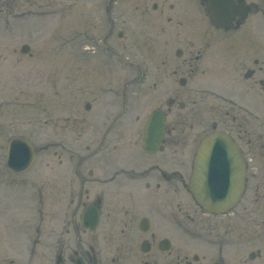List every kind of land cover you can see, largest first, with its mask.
I'll use <instances>...</instances> for the list:
<instances>
[{"label": "flooded vegetation", "instance_id": "1", "mask_svg": "<svg viewBox=\"0 0 264 264\" xmlns=\"http://www.w3.org/2000/svg\"><path fill=\"white\" fill-rule=\"evenodd\" d=\"M213 1L203 0L205 4ZM215 1L220 4L224 26L209 25L205 45L196 53L192 50L180 60L183 48L170 51L183 37L180 30L175 29V40L167 39L166 34V39H160L161 55L171 58L160 61L170 69L168 74L186 69L187 76L176 78L179 87L164 88L158 79L151 83L150 70L141 66L142 89L152 85L159 92V83L160 94L164 90L169 94L163 109L165 124L155 123L150 142L145 139L151 112L144 113L142 125L131 123L129 80L119 88L108 83L106 89L113 98L105 100L109 107L102 112L93 105L91 110L86 102L83 110L74 104L69 110L74 117L66 114L59 124L48 114L46 179L43 189H34L33 194H45L47 222L60 224V229H50L44 241L28 236L18 239L26 251L20 254L22 264H34L37 254L43 255L45 264H264V0ZM115 2L103 0L98 6L107 14V19L102 18L104 26L107 24L102 39L98 30H77L82 42L102 41L86 46L91 53L115 56ZM2 20L0 17V24ZM171 20L170 16L167 21ZM118 36L123 34L118 32ZM213 38L219 39L218 45L212 44ZM79 47L83 50L85 45ZM227 77L232 81L222 79ZM2 97L0 142L5 130L20 126L19 111L4 109ZM54 132L59 134L58 140L52 138ZM215 132L229 135L232 142L226 140V145L234 144L245 165V189L224 213L205 210L189 190L199 142ZM225 154L215 148L209 160L220 165L227 162ZM7 170L0 143V211L3 188L10 187L9 183L11 192L15 191L12 196L19 197ZM26 207L29 209L28 204ZM88 208L99 216L94 229L82 221ZM28 225L26 220L24 227L28 229ZM93 232L92 237L84 235ZM11 245L16 250L19 244ZM9 248L1 247L0 264H16L17 254L8 256L15 253L5 251Z\"/></svg>", "mask_w": 264, "mask_h": 264}, {"label": "rangeland", "instance_id": "2", "mask_svg": "<svg viewBox=\"0 0 264 264\" xmlns=\"http://www.w3.org/2000/svg\"><path fill=\"white\" fill-rule=\"evenodd\" d=\"M196 1L201 2V0ZM102 2L103 0H0V17L3 19L0 32L3 30L1 34L4 35L5 28L14 31L12 35L9 33V38L6 35V38L3 35L1 37L0 97L2 93L8 94L9 96L3 95L4 98L2 97L4 108L6 109L10 104H20L17 109L20 122L29 118L33 123L31 131L27 129L28 124L20 125L19 131L6 132L5 130L2 142H0L2 153L4 157L8 137L21 134L29 136L36 146L37 160L28 175H36L35 181L41 184L42 189L46 179L44 157L47 155L43 144L49 136L45 130V120L49 117V113L51 120L59 124V120L66 114L71 118L74 117V113L69 110L76 103L83 110L82 106L89 102L91 110L94 106L102 112L104 108L109 107L105 100L113 98L106 89L108 83L114 82L115 88H119L124 80H129L127 92L129 93L128 110L131 114V123L142 125L144 113L148 114L158 106L167 108L166 98L169 94L165 90L163 95L160 94L159 83V92L153 90L152 85L142 89V85L139 84L140 67L148 65L151 70L150 82L158 79L164 88L179 87L176 78L187 76L185 68L179 69L174 76L168 74L170 69L167 71V65L163 66L160 61L164 59L168 62L167 60L171 58L161 55L163 51L161 46L159 47L160 39H166L165 34L168 36L167 39H177L175 37L177 30L181 31L183 37L180 38V43L172 45L170 49V51L174 50L177 46L184 49L185 53L180 60L184 59L186 54L191 53L190 51L193 50L196 53L200 46L205 45L203 39L209 27L204 16V9L194 0H116L114 11L116 55L111 56L105 52H102L103 57L101 53L86 55L80 47H76L77 30L80 33L83 30L96 33L98 30L102 33H99L102 39L103 31L107 28V24L104 26L103 21L107 19V14L98 7ZM85 13L86 15L82 16ZM87 13L93 15L88 16ZM170 16L173 20L167 21ZM184 23L191 26L190 30H183ZM167 29L169 30L165 32ZM118 32H121L123 37L118 36ZM65 37L72 38V41L64 42ZM183 38L187 39L184 41ZM189 40L193 43L191 44ZM212 40L213 45L219 44L218 38ZM24 43L30 45L28 53L20 50ZM14 48H17V52L13 51ZM157 66H160V69L157 70ZM222 79L232 81L231 77ZM8 185L10 187L3 188V200L1 201L0 252L3 245L10 246L11 248L5 251L12 252L15 248H12L11 244H19L14 250L15 253H10L8 256L17 254L16 264H22L23 257L20 254L26 251L22 248L21 242L17 240H24L23 238L28 235L27 230L22 228L23 224L20 219L25 213L30 212L25 200L26 197L33 195V187L23 183L18 187L19 197H17L12 196L15 192H11L12 183ZM36 199L38 209L39 197L37 196ZM32 215L35 217L34 214ZM36 215L34 226L39 225L38 221L42 219H39L38 214ZM104 224H101L97 231L101 233ZM41 226L42 233L39 232V235L34 232L31 236L37 234L41 236L42 241L47 237L50 229L51 231L60 229V224L59 226L49 224L47 220L45 223L43 221ZM84 235L92 237L94 232ZM38 250L40 252V249ZM35 258L34 264L46 263L41 254H37Z\"/></svg>", "mask_w": 264, "mask_h": 264}, {"label": "water", "instance_id": "3", "mask_svg": "<svg viewBox=\"0 0 264 264\" xmlns=\"http://www.w3.org/2000/svg\"><path fill=\"white\" fill-rule=\"evenodd\" d=\"M216 136V135H215ZM215 136H208L200 144L197 156L196 166L191 180V188L197 201L207 209L218 211L219 209L231 206L240 196L244 188V179L242 176L241 164L237 160V155L230 146L226 148L227 163H223L221 175H211V163L206 158L213 146ZM223 140L225 137L221 136ZM19 144H26L21 139H15L10 144L8 155L14 156V148ZM20 156V155H19ZM28 156H33L30 147ZM214 164V163H212ZM215 166V164H214ZM215 172H217L215 170ZM221 173V172H217Z\"/></svg>", "mask_w": 264, "mask_h": 264}]
</instances>
